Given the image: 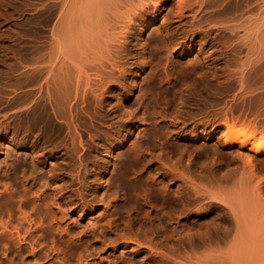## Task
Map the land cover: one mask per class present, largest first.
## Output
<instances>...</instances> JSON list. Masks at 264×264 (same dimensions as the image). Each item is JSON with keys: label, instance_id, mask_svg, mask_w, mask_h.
Here are the masks:
<instances>
[{"label": "rangeland", "instance_id": "1", "mask_svg": "<svg viewBox=\"0 0 264 264\" xmlns=\"http://www.w3.org/2000/svg\"><path fill=\"white\" fill-rule=\"evenodd\" d=\"M195 1L0 0V264H264V0Z\"/></svg>", "mask_w": 264, "mask_h": 264}, {"label": "bare ground", "instance_id": "2", "mask_svg": "<svg viewBox=\"0 0 264 264\" xmlns=\"http://www.w3.org/2000/svg\"><path fill=\"white\" fill-rule=\"evenodd\" d=\"M73 1V0H72ZM223 0H197L195 2L198 3L200 10L210 6V5H219ZM73 5V16L71 19L79 21V25L75 30L72 28L76 22H72L70 29L73 30V41L76 43L71 44V48L75 51L82 52L85 54L91 52L88 48L89 44H92L94 41L99 39L100 33L102 32V27L104 26L106 19L108 22L110 16V9L114 6H117L115 0H74ZM231 2H229L230 5ZM232 4V3H231ZM113 5V6H112ZM70 19V21H71ZM106 22V23H107ZM75 27V26H74ZM122 33V32H121ZM77 35V36H75ZM75 47V49L73 47ZM59 89L67 88L68 85L65 81L60 82ZM66 92L60 95V100L63 101L66 99ZM253 134L240 130V129H231L229 133L226 134L225 142L226 144H230L231 142H239L242 145L249 143V150L251 154L254 155L256 153H260L264 151V138L258 137L256 140H253Z\"/></svg>", "mask_w": 264, "mask_h": 264}]
</instances>
